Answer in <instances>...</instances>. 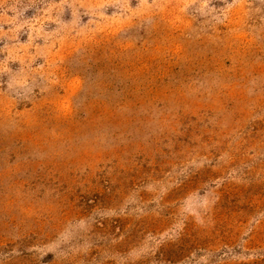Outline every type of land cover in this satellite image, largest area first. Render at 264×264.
Segmentation results:
<instances>
[{
    "label": "rangeland",
    "instance_id": "obj_1",
    "mask_svg": "<svg viewBox=\"0 0 264 264\" xmlns=\"http://www.w3.org/2000/svg\"><path fill=\"white\" fill-rule=\"evenodd\" d=\"M263 251L264 0H0V264Z\"/></svg>",
    "mask_w": 264,
    "mask_h": 264
},
{
    "label": "trees",
    "instance_id": "obj_2",
    "mask_svg": "<svg viewBox=\"0 0 264 264\" xmlns=\"http://www.w3.org/2000/svg\"><path fill=\"white\" fill-rule=\"evenodd\" d=\"M241 264H264V253L261 254L259 252V253H257V257L256 258L249 259V260H247V262H242Z\"/></svg>",
    "mask_w": 264,
    "mask_h": 264
}]
</instances>
